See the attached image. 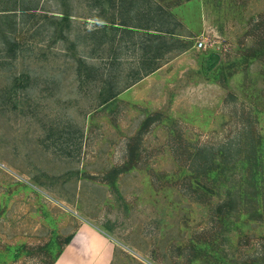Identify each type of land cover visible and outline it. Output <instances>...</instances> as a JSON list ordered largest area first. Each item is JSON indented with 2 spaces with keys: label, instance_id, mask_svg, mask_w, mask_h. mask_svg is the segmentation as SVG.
<instances>
[{
  "label": "rangeland",
  "instance_id": "374dc122",
  "mask_svg": "<svg viewBox=\"0 0 264 264\" xmlns=\"http://www.w3.org/2000/svg\"><path fill=\"white\" fill-rule=\"evenodd\" d=\"M83 219L115 264H264V0H0V264Z\"/></svg>",
  "mask_w": 264,
  "mask_h": 264
},
{
  "label": "crops",
  "instance_id": "0c3cea01",
  "mask_svg": "<svg viewBox=\"0 0 264 264\" xmlns=\"http://www.w3.org/2000/svg\"><path fill=\"white\" fill-rule=\"evenodd\" d=\"M71 236L53 264H115L118 252L124 249L110 233L88 219L81 220Z\"/></svg>",
  "mask_w": 264,
  "mask_h": 264
},
{
  "label": "trees",
  "instance_id": "16d2710c",
  "mask_svg": "<svg viewBox=\"0 0 264 264\" xmlns=\"http://www.w3.org/2000/svg\"><path fill=\"white\" fill-rule=\"evenodd\" d=\"M24 9H26V10H32L31 9V7H28V6H26ZM6 10H9V11H14V8H8V9H6ZM6 13L8 14L7 16H10L11 14V12H7L6 11ZM63 14V16H65V18H69L70 17V15H68V14H66V13H62ZM147 28V27H146ZM149 28V27H148ZM155 33H158V34H163L162 33V31H163V29H160V30H157V29H155ZM167 33H170L169 35H171L172 36V34H173V31H171V30H168V32ZM183 47V46H182ZM184 48V47H183ZM218 59H219V55L218 54H216V53H213L212 55H211V61H210V65L207 67V68H209L208 70H211L212 68H213V66L215 65V63L218 61ZM115 95H116V93H114V94H112L111 96H110V98H114L115 97ZM108 100V99H107ZM258 144H257V146H256V150H258L259 148H258ZM261 154H258V152L255 154V157H256V159H255V161H253L254 163H257V160L258 159H260L261 158ZM215 163H217V164H219V168H221L222 167V164L221 163H218V162H215ZM254 163H252V168H251V170L249 171V172H243L242 173V175H240L238 178H237V180H235L236 181V183H238V182H245V181H251L252 179H255L256 178V175H257V171L258 170H255L256 169V166H257V164H254ZM213 167H215L216 168V166L213 164L212 166H210V168H209V170L210 169H212ZM212 179V178H211ZM192 183H193V181H192ZM241 183V184H242ZM234 185V184H233ZM72 238V236H69L68 237V239H67V242L70 240ZM58 257V256H57ZM56 260V259H55ZM54 260V261H55ZM54 263V262H53ZM52 263V264H53Z\"/></svg>",
  "mask_w": 264,
  "mask_h": 264
},
{
  "label": "built area",
  "instance_id": "2783aa9c",
  "mask_svg": "<svg viewBox=\"0 0 264 264\" xmlns=\"http://www.w3.org/2000/svg\"><path fill=\"white\" fill-rule=\"evenodd\" d=\"M203 44H204V42H203V41H200V42H199V45H200V46H202Z\"/></svg>",
  "mask_w": 264,
  "mask_h": 264
}]
</instances>
